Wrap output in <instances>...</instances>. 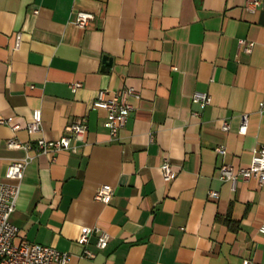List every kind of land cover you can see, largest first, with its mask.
<instances>
[{
    "label": "crops",
    "instance_id": "0c3cea01",
    "mask_svg": "<svg viewBox=\"0 0 264 264\" xmlns=\"http://www.w3.org/2000/svg\"><path fill=\"white\" fill-rule=\"evenodd\" d=\"M246 3L0 0V118L13 117L0 123V179L13 159L33 157L9 216L19 228L14 242L67 251L65 264H264V182L232 187L219 178L222 161L247 166L264 147V0L252 10ZM79 10L95 14L85 27L75 23ZM240 39L254 42L251 51ZM124 86L140 97L111 140L107 113L93 101L101 89L111 96ZM195 91L211 103L201 109ZM37 107L42 127L30 134ZM242 113L246 134L238 131ZM76 120L87 124L76 151L7 145L14 136L58 139ZM220 144L224 155L214 149ZM165 159L176 169L170 180ZM102 184L114 188L107 203L95 199ZM83 226L108 231L107 246L97 247L95 234L78 243ZM85 247L95 255L84 256Z\"/></svg>",
    "mask_w": 264,
    "mask_h": 264
},
{
    "label": "built area",
    "instance_id": "2783aa9c",
    "mask_svg": "<svg viewBox=\"0 0 264 264\" xmlns=\"http://www.w3.org/2000/svg\"><path fill=\"white\" fill-rule=\"evenodd\" d=\"M263 0H247L246 6L252 10L261 6ZM37 12V10H35ZM95 14L91 11L79 10L76 14L75 23L80 27H85L93 20ZM20 42V33H17V47ZM240 45H245L247 51H251L254 42L245 39L239 40ZM80 81L71 84L73 90L79 87ZM139 92L132 86H124L115 91L113 95L107 96L104 89L99 90L97 97L93 101V106L105 109L107 116L104 125L109 131L111 140L119 137L120 129L126 124L134 105L131 98H139ZM192 100L199 104L201 109L211 103L212 97L208 92L195 91L192 94ZM260 110H264V101L260 102ZM13 121V117L0 118V123L8 124ZM20 127L19 123H12L11 128L16 131ZM42 127V110L37 107L32 110V118L26 124V130L30 134L38 133ZM223 128H229V122L224 121ZM68 133L58 139H48L39 136L34 142L22 141L16 136L7 141V145L12 148L33 149L37 154L55 153L62 149L76 151L78 146L74 142L76 139H83L87 124L84 120H76L68 124ZM238 131L246 134L248 131V114L242 113ZM215 151L224 155L227 152L225 145H216ZM33 157L26 155L18 159H13L6 168L5 180L0 179V264H53L55 262L65 264L70 259V253L61 251L51 245L30 241L23 237L18 242L14 239L19 228L9 221V216L16 207V202L20 192V185L23 180L26 168ZM163 176L165 180H170L176 175V169L168 159L162 163ZM256 178L261 185L264 182V147L254 152L251 162L247 166L236 168L233 164L222 161L219 165V178L224 181H230L232 187H235L240 179ZM114 193V188L110 184L100 185L95 193V199L102 202H109ZM212 195L216 194L211 191ZM264 234V222L259 228ZM96 235V245L99 248L107 246L110 240V233L98 226H83L78 243L86 245L89 237ZM83 255L93 257L95 254L92 250L84 248ZM238 264H252L249 258L243 259Z\"/></svg>",
    "mask_w": 264,
    "mask_h": 264
}]
</instances>
